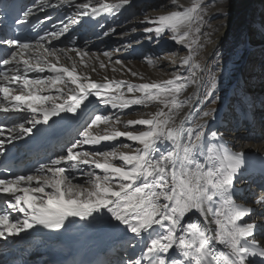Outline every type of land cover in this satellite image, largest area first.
<instances>
[{"label":"snow or ice","instance_id":"6c2138e0","mask_svg":"<svg viewBox=\"0 0 264 264\" xmlns=\"http://www.w3.org/2000/svg\"><path fill=\"white\" fill-rule=\"evenodd\" d=\"M129 2L102 4L99 10ZM170 2L173 10L150 19L153 26L144 28L149 40L166 35L175 44L190 48L196 43L190 39L193 32L210 26L211 16H227L223 9L212 11L214 3L206 0H190L188 6L180 0ZM76 7L83 10L81 16L90 15V3ZM97 12L91 8V14ZM31 14V9L24 11L25 20ZM67 31L68 24H64L35 44L19 36L0 38V45L6 46L0 65L7 69L0 71V112L24 114V122H13L7 129L12 133L8 142L25 136L32 139L34 128L37 133H48L52 130L49 121L61 113L84 120L81 139L74 140L63 154L40 164L32 174L0 178V194H4L0 196V238L16 237L37 226L60 230L70 218L91 219L115 227L126 237L132 234L126 239L131 252L121 264H264V185L251 192L250 198L241 196L237 187L247 172L246 153L228 146L221 132H206L199 123L185 127L193 123L188 119L190 112L180 118L188 103L181 96L193 82L194 70L201 67L192 63L191 52L182 58L190 76L174 71L169 79L138 84L107 77L97 82L82 76L75 61L70 67L61 63L58 51L42 43ZM71 51L85 63L87 52ZM167 55L161 52L147 62L155 64ZM100 67H105L103 62ZM216 87L212 76L203 93L205 100L214 95ZM91 97L120 113L133 106L155 105L156 110L124 121L120 114L89 113ZM209 115L203 112V117ZM4 145L0 140V149ZM77 172L86 178L83 183L76 181ZM111 221L118 223L111 225Z\"/></svg>","mask_w":264,"mask_h":264},{"label":"bare ground","instance_id":"6f19581e","mask_svg":"<svg viewBox=\"0 0 264 264\" xmlns=\"http://www.w3.org/2000/svg\"><path fill=\"white\" fill-rule=\"evenodd\" d=\"M207 1L209 4L214 3L215 7L212 8V11H216L218 8L223 9L227 12V16H211V25L209 27L201 26V32L197 33L196 43L189 48L188 46L175 44L166 35L160 38L153 37L151 40L147 38L150 34L145 33L144 28L153 26L148 21L173 10L168 8L169 5L166 4L161 7L160 14L155 16L150 17L147 15L148 13L135 12L133 16L132 13L129 15L132 17H128L125 15L132 8L134 0H130L126 5L112 7L107 11L99 10L102 4L120 5V0H40L38 6H43L53 13L51 17L60 16L61 24L58 26L57 31L62 28V24H68L67 32L58 39H51L50 42L45 40L43 44L49 49L51 45L56 46L55 49H58L61 63L70 67L72 62L75 61L78 65L77 70L82 76H89L97 82H103L104 77H107L108 79L124 80L138 84L150 80L169 79L174 71H178L183 76H190L192 72L188 66L182 65V61L179 68H174L168 65L164 59L158 60L155 64H149L147 58H155L156 52L161 51L164 47L174 49V53L181 57V60L191 52L193 56L192 63L199 64L201 67L194 70L193 82L189 84V87L181 96V99H188V103L181 112L180 118H183L185 113L190 112L191 115L188 119L193 123H186L185 127H195V124L199 123L204 126L206 132H221L224 134V140L228 146L235 145L237 150H243L246 153L247 172L244 181L238 182L237 187L240 189L241 196L250 198L251 192L258 191L259 187L264 185V140H250L249 138L234 137L235 135H233L234 138L228 140L225 135L229 129L226 128V123L221 117L226 111L230 110L227 103L234 96L242 99L241 108L238 106L237 101L234 105L235 110L240 111V115L236 113L234 121L239 123L244 119L249 122L250 126L258 125V121L255 123V119L252 118L251 112L245 113L241 109L246 107L249 111L251 106L254 107L257 103L254 98L262 101L264 105V90H253L255 95L247 92L252 83L258 81L259 77L264 76L262 74V66L264 65L261 66V61L264 63V60H259L254 66L252 65L254 59L245 66L248 60L245 61L244 58L248 53L250 56L251 54L258 55V52H261L264 56V31L261 29L262 24L260 22L264 14V0H227V7H225V0ZM81 3H90L89 16L80 15L83 10L78 9L76 5ZM182 4L188 6L189 0L183 1ZM92 7L98 9L96 14H91ZM127 19L130 20V23H126ZM221 24L224 26L216 30L217 26ZM242 28L245 29L242 31ZM254 31L260 32V39L254 47L250 48ZM209 40L213 43H209ZM76 45L79 48L75 49L88 53L84 57V64H81L80 57L71 51ZM61 49L64 52H60ZM105 52L109 53V56H105ZM65 53L67 54L65 55ZM68 57H72V59L70 60ZM253 57H256V55ZM117 60L121 63L117 64ZM101 62L104 63V68L100 67ZM93 68L95 71L92 70ZM132 71H135L138 75L132 76ZM212 76L216 78L217 87L214 90V95L205 100L203 93L207 91ZM241 76H243V79ZM141 77H143V80L140 79ZM240 79H242L241 82ZM90 99L93 103L89 106V113L95 110L97 114H120L124 121L144 117L156 110L155 105L148 108L133 106L120 113L119 109L105 108L94 97ZM212 100H215V103H212ZM243 102L245 104H242ZM204 111H208L210 115L203 117ZM23 115V113L6 114V116L15 117L20 122H24L21 119ZM60 116H68L74 128L84 124V120L76 119L75 114L61 113ZM60 116L52 117L51 120ZM240 116L242 119L239 118ZM177 123H179V120ZM41 126L37 125L36 127L40 128ZM26 127H30V125L26 124ZM119 127L123 129V125ZM258 128L259 126L256 127V130ZM34 131H36L35 128ZM77 139H81L79 134L72 138V142ZM120 141L128 143L124 138H120ZM120 141L114 142L117 147H119ZM84 147L91 150V146ZM121 150L127 151L128 149L122 148ZM81 167L88 170V166ZM74 175L78 182L83 183L86 179L79 172ZM117 223L111 221V225ZM49 233H52V237L48 239L51 242L57 239L55 236L63 235L67 238L68 246L64 247L63 251L73 250L79 245L90 243L93 240L97 241L109 264H121V261L126 259L131 252L126 239L131 237L132 234L129 233L126 237L123 232L113 226L99 224L91 219L80 221L79 218H70L65 227L60 230H49L37 226L16 237L0 238V246L7 250L10 243L21 238L30 235L45 236Z\"/></svg>","mask_w":264,"mask_h":264},{"label":"rangeland","instance_id":"374dc122","mask_svg":"<svg viewBox=\"0 0 264 264\" xmlns=\"http://www.w3.org/2000/svg\"><path fill=\"white\" fill-rule=\"evenodd\" d=\"M183 1L186 2V0H180V3L182 4ZM206 2L208 3L207 0H206ZM75 3L77 4V2H75ZM164 4H166L167 6L169 5L168 8H170V9L174 8V6L171 4L170 0H134V2L132 3V8L126 13L125 16L132 17L135 12H138V13L141 12L143 14L148 13L147 15L152 17V16H155L156 14H160L161 7ZM189 4H190V0H189ZM263 8H264V5H263ZM131 13H132V16H129ZM128 22L130 23L129 19L126 20V23H128ZM260 22H261V24L264 23V14H263V17L261 18ZM133 25H135V24H133ZM244 29L245 28H242V31ZM197 38H198L197 33L193 32V35L190 37V39L196 40ZM259 39H260V32L254 31V34L251 37L252 45L250 48L254 47L255 44H257L256 42H259L258 41ZM192 45L193 44H191V46ZM60 46H62V45H60ZM63 47H64V44H63ZM74 48H79V46L76 45ZM56 50H58V49H56ZM161 52L168 53L167 57L164 58V60L166 61V63H168V65H170L174 68L180 67V65H181L180 63L182 60H181V57L177 56V54L174 53V49L171 50L170 48L164 47L161 51L156 52L155 57L158 56L159 53H161ZM258 53H259L258 55L257 54H251L249 56L248 55L249 53L247 55H245L244 56V58L246 59L245 61L248 60L245 64V66H247V64L250 63L251 61H253L254 59L255 60L252 64L254 66L256 65V63L259 62V60L260 61L264 60V56L261 54V52H258ZM254 55H256V57H253ZM172 64H174V65H172ZM262 64L264 65V63H262V61H261V66H262ZM262 74L264 75V66H262ZM241 77L243 79V76H241ZM242 79H240V82L242 81ZM257 89H259V91L264 90V76L259 77L258 81H255L254 83H252V85L250 86V89H248L247 92H249L251 95H255V92L253 90H257ZM252 97L254 98L255 96H252ZM254 99H256L257 103L254 107L251 106L249 111H247L246 107H242V109H241L245 113L251 112V115L253 116L252 118L255 119V123H256V121H258V125H255L254 127L250 126L249 122L247 120L242 119L241 116L239 118H241L242 120L239 123H236L234 121L235 117H236V113H238V115H240V113H239L240 111H236L235 110L236 107H234V105L237 101L238 106L240 107L242 99L233 96L232 98H230L228 100L227 106H228V108H230V110L226 111L223 114V116L221 117V119H223V121L226 123V128L229 129L228 133L225 135V137L228 140H231L234 137L249 138L250 140H255V139L264 140V125H263L264 124V105H263L262 101L257 100V98H254ZM242 104H245V103L243 102ZM221 106H220V108H221ZM93 112L95 114H97L95 112V110H93L90 113H93ZM257 126H259V128L256 130ZM237 132H242V133H237ZM245 132H247V133H245ZM233 135H235V136L233 137Z\"/></svg>","mask_w":264,"mask_h":264}]
</instances>
